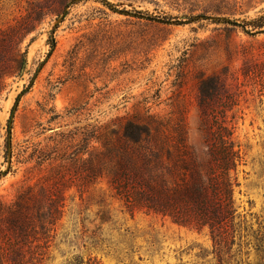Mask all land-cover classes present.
I'll use <instances>...</instances> for the list:
<instances>
[{
  "label": "rangeland",
  "instance_id": "rangeland-1",
  "mask_svg": "<svg viewBox=\"0 0 264 264\" xmlns=\"http://www.w3.org/2000/svg\"><path fill=\"white\" fill-rule=\"evenodd\" d=\"M263 13L264 0H0V201L64 178L48 264H264V27L250 26ZM152 118L196 160L230 127L239 247L128 211L104 176L78 188L89 157Z\"/></svg>",
  "mask_w": 264,
  "mask_h": 264
},
{
  "label": "trees",
  "instance_id": "trees-1",
  "mask_svg": "<svg viewBox=\"0 0 264 264\" xmlns=\"http://www.w3.org/2000/svg\"><path fill=\"white\" fill-rule=\"evenodd\" d=\"M250 26L262 30L264 13ZM50 41L52 48L54 41ZM165 136L166 127L157 118L150 123H129L121 133L124 144L102 145L88 158L87 174L75 177L76 185L82 190L104 176L128 211L153 214L198 232L206 228L217 253L227 252L234 243L239 247L233 193L241 156L232 130L223 123L211 129L207 156L201 160L183 143L169 145ZM53 184L46 190L28 186L11 202L0 201V264H48L67 187L62 176ZM255 238L260 243L255 250L262 258L263 236L258 233ZM72 261L65 264H80L76 257Z\"/></svg>",
  "mask_w": 264,
  "mask_h": 264
}]
</instances>
